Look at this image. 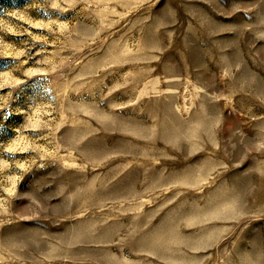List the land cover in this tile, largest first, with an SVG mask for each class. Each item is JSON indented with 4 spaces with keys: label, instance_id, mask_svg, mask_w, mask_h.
<instances>
[{
    "label": "rangeland",
    "instance_id": "rangeland-1",
    "mask_svg": "<svg viewBox=\"0 0 264 264\" xmlns=\"http://www.w3.org/2000/svg\"><path fill=\"white\" fill-rule=\"evenodd\" d=\"M0 264H264V0H0Z\"/></svg>",
    "mask_w": 264,
    "mask_h": 264
}]
</instances>
